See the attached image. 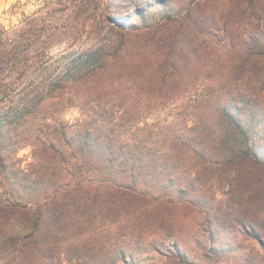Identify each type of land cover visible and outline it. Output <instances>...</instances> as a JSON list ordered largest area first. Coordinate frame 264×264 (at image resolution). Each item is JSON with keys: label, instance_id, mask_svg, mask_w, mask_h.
Masks as SVG:
<instances>
[{"label": "trees", "instance_id": "trees-1", "mask_svg": "<svg viewBox=\"0 0 264 264\" xmlns=\"http://www.w3.org/2000/svg\"><path fill=\"white\" fill-rule=\"evenodd\" d=\"M214 1L84 8L60 55L45 12L0 25V264H198L191 213L241 211L264 173V25Z\"/></svg>", "mask_w": 264, "mask_h": 264}, {"label": "rangeland", "instance_id": "rangeland-1", "mask_svg": "<svg viewBox=\"0 0 264 264\" xmlns=\"http://www.w3.org/2000/svg\"><path fill=\"white\" fill-rule=\"evenodd\" d=\"M158 0H0V25L7 26L20 24L25 19V15L32 17L35 23L42 13L46 16L45 23L59 20L60 26L55 29L58 36H51L54 42L52 53L60 55L74 44L72 48L78 47L81 39L86 40L89 31L93 29L94 19L84 21L80 17L82 9L87 8L89 13H97L98 17L103 13H110L118 19L128 16L138 6H148ZM219 1V2H218ZM256 1V0H255ZM188 0H169L175 7L187 6ZM214 5L219 9H233L235 19L229 22L231 25L238 19L242 10H247L245 14V25L253 21L256 24L264 25V7L261 3L254 2L248 5L246 0H217ZM159 10L153 9V11ZM152 11V12H153ZM48 14L46 15V13ZM155 12V13H156ZM43 15V16H44ZM136 21H140L133 15ZM260 19V20H259ZM109 23L107 20L106 23ZM226 21H223V25ZM230 25V26H231ZM70 48V50L72 49ZM264 86V82H259L257 87ZM79 116L77 109H70L65 113L66 119L75 120ZM259 123L264 130V113ZM263 135V134H262ZM264 137V136H263ZM264 152V151H263ZM32 147L22 149L19 155L26 161L31 159ZM256 178L259 185H255L252 195L243 198L241 211L237 208V213L226 217L219 214L220 220L211 222L213 227L214 242L216 247L224 249V253L217 255L209 252V247L214 243L211 234V225L205 221L202 214L191 213L190 228L188 238L184 243L188 245L189 257L198 264H264V173H258ZM237 205V204H236ZM236 209V207L234 206ZM197 216H196V215ZM213 223V224H212ZM144 256L141 264H154L152 260H146Z\"/></svg>", "mask_w": 264, "mask_h": 264}]
</instances>
